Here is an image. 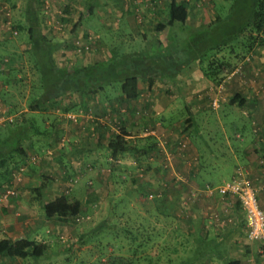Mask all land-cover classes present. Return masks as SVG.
<instances>
[{"label": "crops", "instance_id": "1", "mask_svg": "<svg viewBox=\"0 0 264 264\" xmlns=\"http://www.w3.org/2000/svg\"><path fill=\"white\" fill-rule=\"evenodd\" d=\"M144 1L148 2L145 4ZM139 2L143 4L137 6ZM166 3L167 0H100L91 13H86L85 8L81 10L86 16H103L118 11L119 30L130 32L134 37L143 36V31L136 25L125 26L126 15L133 16L134 7L136 10L143 7L140 9L149 21L150 16L157 17L160 12L167 11ZM256 58L261 60V57L252 54V59ZM190 66L191 62L178 72L173 84L163 82L169 84V88H160L159 81H155L150 89L139 87L136 98L119 100V124L128 133L125 137L150 135L155 141V149L143 156L147 158L145 167L149 175L146 187L163 192L159 202L155 199L148 201L147 214L153 221L160 216L161 222L153 224H156L155 228L162 229L158 230L154 239L158 241L155 248L159 246L160 250L154 248L151 254L159 264H226L229 259L237 261V264H264V249L257 241H250L245 236L249 221L236 197L206 189L228 181L235 167L241 166L256 189L258 204L264 209V84L251 76L253 64L250 63L241 74L242 79L247 80L243 90L235 89L232 94L217 87L219 92L214 93L215 89H204L207 83L204 84L203 80L208 82V78L201 72L189 71ZM253 72L257 76V71ZM7 95H12V92L4 93L0 101L11 118L17 108L6 99ZM231 97L238 102L231 101ZM141 100L142 103L139 102ZM136 108L140 116H135ZM144 108L147 114L140 111ZM84 109L90 113L86 121L68 122L59 116V108H47L40 111V121L36 123L35 113L39 110L24 106L18 109L23 112L18 121L6 124L4 130L0 126V134L25 126L27 136L24 139L28 148L18 142L16 148L19 149H1L0 160H4L3 163L18 158L22 161L21 157L28 153V158L36 163L24 167L19 165L24 176L22 182L21 178L15 182V194L19 192L17 199H11L12 195L0 199V237L27 236L36 240L42 237L48 245L49 241L43 240V237L62 236L60 228L69 221L45 217L41 204L65 191L70 176L75 180L69 191L80 199L84 208L82 198L85 194L81 198L79 179H83L84 183H101V173L97 170L109 160L117 162L113 165L119 166V176H125L138 167L136 165L140 161L134 153L124 152L119 157L108 153L105 146L107 140L104 142L103 136L109 131L107 121L100 114L102 111H97L100 115L95 116L89 107ZM30 128L32 131H29ZM133 142L141 143L136 139H132ZM225 162L229 163L228 169L218 171L217 167ZM38 164L46 169L50 168L47 164L52 165L53 171L49 175L50 183L37 188V191H52L53 194L46 199L35 198L34 201L29 194L32 189L27 183L33 179L37 187L42 170L34 174L31 168ZM1 170L0 186L4 181H10L13 174L7 171L5 164ZM131 204L135 205L134 201ZM84 214V217L88 215ZM74 237L77 239V234ZM253 257L256 262H252ZM5 258L1 257L0 263ZM260 258L261 261L258 260Z\"/></svg>", "mask_w": 264, "mask_h": 264}, {"label": "rangeland", "instance_id": "2", "mask_svg": "<svg viewBox=\"0 0 264 264\" xmlns=\"http://www.w3.org/2000/svg\"><path fill=\"white\" fill-rule=\"evenodd\" d=\"M173 1L176 4H181L184 12H177L173 16L172 23L166 24L159 31L155 29V23L156 21H165L167 12H160L161 14L157 17L150 16L149 21H147L144 13L140 9L143 7H138V10L134 7L133 16L131 14L132 17L126 15L127 18L124 20L123 16L122 19L124 20L125 26L129 25L134 27L136 25L139 29L141 27L143 36L139 34L134 37L130 32L123 33L121 29L119 30L118 11L116 13L109 12L110 14L103 15L104 19H102V14H88L86 16L83 13L84 0H40L39 6L42 9L41 21L43 31L48 37L59 39L66 44L65 47L57 49L54 54L58 64H70L77 61L81 62L103 58L108 55L111 49L120 52L144 50L145 48L152 50L155 44L165 48L177 44L178 49L182 47L180 49L181 55L179 54V56H187L189 50L192 53L196 52L200 54L198 56V59L200 58L199 60H191V70L189 69V71H195L197 73L203 72L205 74L204 71L209 72L213 70L211 78L207 79L208 82L205 80H203L204 82L202 81L204 84L207 83L206 86L204 85V89L207 91L215 89L214 93L219 92V88L216 90L217 87H220V91L224 90L232 94L235 89L242 88L243 90L246 87L245 83L247 80H243L241 74L243 71H246L247 67L249 68L250 63L253 64L251 76L255 78V81L264 84V45L255 46L253 44L248 49L247 36L250 33H255L250 26L244 25L242 30L236 34L235 38L228 40L219 50L209 48L214 42L235 31L243 20H245V16L249 13V0ZM147 2L144 1L143 3L146 4ZM143 3L139 2L137 6ZM24 5L25 0H0V58L2 57V60L5 61V65H7L8 59H10L9 53L11 51L20 52L25 46V32L16 27V25H22L24 23ZM79 16L80 21L78 25L73 27V24ZM82 34L83 36L86 34H91L92 36L91 40L88 38L89 42L87 43V47L83 46L85 39H80ZM193 41L195 42L192 45L193 47L186 49L190 46L187 44ZM194 46L196 47L194 48ZM252 54L258 55V57H261V60L259 61L258 58L252 59ZM18 60H21L24 64H16L18 67L13 70V73H19L20 66L22 70L26 68V75H30V79L31 75L34 77V74L28 69L29 63L23 57H19ZM5 65L0 70H3L6 75H12L10 73L11 71L4 68ZM253 71H257V76H254L256 74ZM252 81L256 84L254 80ZM138 85L140 89L146 88L145 81H140ZM159 86L160 88L170 87L169 84L166 85L160 82ZM0 87H4L7 90L4 93L12 92V95L5 97L10 103H14L17 108L15 114H12L11 118H9L10 115L0 101V126L4 130L6 124L18 121L23 116V112H19L18 109L24 106L28 108L27 93L29 84L22 85V83H17L15 85H4ZM262 88H264V85ZM98 96L96 94L89 97L70 91L63 94L59 99V103H57L58 108L60 109L61 106L75 103L77 110H70L68 112L58 110L59 116H61L62 120L68 122L78 123L79 120L86 121L89 119L90 116L88 115L90 113L84 108L89 107L92 115L99 116L101 114L105 118L110 133L120 130L119 98L116 102L112 101V103H109L107 100H103L102 97L100 101ZM207 99L209 101L210 97ZM142 101L139 102L142 103ZM137 108V112L134 114L135 116H140ZM97 111L99 113L102 111V113L99 114ZM140 111L147 114L146 108ZM40 117V112L35 113L36 123L40 121ZM31 126L33 127V125ZM20 131L22 134H17L13 131H3L0 134L2 135L1 139H3L0 142V150L10 149L17 138H19V135L25 136L24 134H27V128L25 126ZM29 131H32V129L30 128ZM108 137L109 133L103 136V141L105 142ZM24 138H20L21 140L19 139V142L27 148V143H25ZM127 139L132 142V139H136V136H131ZM137 140L142 142V139ZM25 155L21 157L22 161H19V158L6 163H3L4 160H0V171H2L1 169L5 164V167L8 169L7 171H12L13 173L10 175L11 180L4 181L0 186V194L5 185H10L15 189V182L20 178L21 182L23 181L24 172L19 170V165L24 167L31 166L33 163L36 164L35 160L28 158V153ZM139 161V165H136L138 167L136 169L134 168L133 172L131 171L125 174V176H119V166H113L112 163L107 162L97 170L101 173V183L97 181L94 184L92 181L91 183H84L83 179H79L77 183L82 190L81 198L85 194V200L84 197L82 198V203H84L83 210L89 215V218H87L88 215L84 217L85 214H83L77 220L67 221L68 223L60 228L62 236L47 237L48 240L43 237V240L46 239L47 242L49 241L48 246L44 249L46 252L45 255H41L38 258H31L30 256L23 259H11L5 256L4 262L2 261L0 264H110V260L112 259L119 264L124 257L131 259L130 264H159L151 253L154 252V245L158 242L154 240L155 235L158 234L159 229L162 230L161 228H155L156 224H153V222L158 224L161 222V218L157 216L158 219L153 221V218L148 216L147 210L148 201L155 199V201L159 202V199L162 198V193L151 191L146 187V183L149 181V175H147L148 169L145 167L147 158L141 155ZM113 163L117 165L116 161ZM39 164L31 169L34 171V174H38L42 170V173H39V177L44 184L50 183L49 177L51 176L49 175L53 171V166L47 164L50 168L46 169L41 168ZM108 166H110L109 169ZM228 167L229 163L225 162L219 165L217 170L226 171ZM80 168L82 170V166ZM44 174L46 175L44 176ZM27 185H30L29 187L32 189L29 194L34 201L36 199L39 200V198L46 199L53 194L52 191H48V193L45 191L43 193L38 192L36 181L33 179H30ZM125 185H128L127 189ZM150 192L157 195L154 196ZM18 194L19 192L12 194L11 199H17ZM132 201H134L135 205L131 204ZM170 202L176 204L173 199H170ZM102 219L112 224L108 227L105 226V228L92 229ZM79 231H86V233L76 239L74 236ZM49 238L51 239L49 240ZM38 240L41 243L42 237ZM128 240L132 241V245L129 246V243H127ZM258 243L259 247L264 249V242ZM158 249L159 246L157 249L155 248L157 251ZM258 260L261 261L262 259L260 258ZM252 262H256L255 257L252 258Z\"/></svg>", "mask_w": 264, "mask_h": 264}, {"label": "trees", "instance_id": "3", "mask_svg": "<svg viewBox=\"0 0 264 264\" xmlns=\"http://www.w3.org/2000/svg\"><path fill=\"white\" fill-rule=\"evenodd\" d=\"M98 1L100 0H84L85 12L91 13ZM39 5L40 0H25L23 9L24 23L22 25H16L19 30L25 32V46L20 52L11 51L9 53L10 59H8L7 65H5V61L2 60V57L0 58V68L5 65L4 68L11 71L10 73L12 74L9 76V74L6 75L3 70H0V86L15 85L17 83H22V85L29 84L27 93L28 108L39 110L38 112L46 110L47 108H58L57 103H59V99L63 94L69 91L81 93L89 97L97 94L99 95L98 99L100 101L103 98V100L105 99L109 103H112V101L116 102L118 98L119 100L121 98L134 99L138 95V83L140 81H145L148 89H150L155 81L173 84L178 72L184 66L192 62L191 60L198 59V56H200V54L196 52H193V54L191 50H187V56H179L182 47L178 49L176 46L177 44H173L168 48L155 44L152 50H147L145 48L144 50L139 49L120 52L111 49L109 55L105 58L91 61H77L70 64H58L54 54L57 49L65 47L66 44L59 39L48 37L43 31V24L41 21L42 9ZM166 5L167 18L165 21H157L155 23V29L157 31L161 30L166 24H171L173 16L177 14V12H184L182 5L179 3L176 4L173 0H168ZM79 21L80 16L73 24V27L77 26ZM244 25L250 26L255 32L247 36L248 49L252 47L253 44H255V46L264 45V0H249V13L245 16V20H243L235 31L214 42L209 48L219 50L228 40L231 38L234 39ZM82 36L80 39H85L84 42L86 44L92 38L91 34ZM194 44V41L188 43L187 45L190 46L186 49L193 47L192 45ZM195 47L196 46H194V48ZM19 57H23L29 63L28 69L34 74V77L31 75V79L29 77L30 75H26V68L22 70L19 66V73H13V70L18 67L17 65L24 64V62L18 60ZM204 72L205 74L202 73L206 78L210 79L213 70ZM6 91L4 87H0L2 99V95ZM234 97H231L230 100L236 101ZM76 107L77 105L75 103H71L61 106L60 110H77ZM21 128L22 126L15 127L10 131L22 134L20 131ZM127 134L128 133L124 131L122 126H120V130L109 132V137L105 146L112 157H119V154L129 152L130 154H136L138 159H140L141 155L144 156L155 149V141L150 135L141 137L136 136V140L142 139V142L131 143L129 139L125 137ZM24 135L25 136L19 135L14 145L11 146L13 151L18 142L27 136L26 133ZM2 141L3 139L0 140V142ZM16 149L19 148L17 147ZM110 162L113 164L114 161L110 160ZM109 167L110 166H108V169ZM74 180L75 178L70 176L68 182H66L65 191L42 202L41 208L45 217L74 221L84 214L80 199L75 198L71 194L69 195V188ZM43 185V181L39 178L37 188L39 189ZM152 195L156 196L157 194L153 193ZM111 224L112 223H109L107 220L102 219L98 221L92 229L105 228V226L108 227ZM85 233L86 231L79 232L77 234V239L82 237ZM38 241L39 240L27 236L16 238L6 236L0 237V259L2 256L23 259L30 256L31 258H38L41 255H45L46 252L44 249L48 245L44 241H40L41 243ZM127 243H129V246L132 245V241L130 240H128ZM130 261V258L124 257L119 264H130ZM110 264H117V262L112 259L110 260ZM226 264H237V261L229 259L226 261Z\"/></svg>", "mask_w": 264, "mask_h": 264}, {"label": "built area", "instance_id": "4", "mask_svg": "<svg viewBox=\"0 0 264 264\" xmlns=\"http://www.w3.org/2000/svg\"><path fill=\"white\" fill-rule=\"evenodd\" d=\"M83 46L87 47V44ZM206 189H215L220 194L235 196L249 221L245 232L246 238L250 241L264 242V209L258 204L256 189L247 177L245 169L236 166L233 176L228 181L213 188L206 187ZM15 193L14 187L6 185L2 189L0 199H6Z\"/></svg>", "mask_w": 264, "mask_h": 264}]
</instances>
